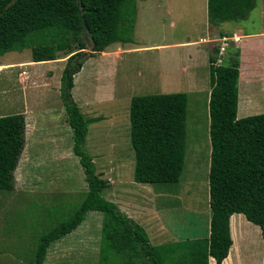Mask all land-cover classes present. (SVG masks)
I'll list each match as a JSON object with an SVG mask.
<instances>
[{
  "label": "rangeland",
  "instance_id": "obj_1",
  "mask_svg": "<svg viewBox=\"0 0 264 264\" xmlns=\"http://www.w3.org/2000/svg\"><path fill=\"white\" fill-rule=\"evenodd\" d=\"M205 8L203 0H135L134 45L111 43L86 58L72 75L69 90L82 117L95 119L87 124L83 148L97 176L106 182L101 196L123 213L132 214L136 204L151 206L156 220L157 211L175 209L173 219L167 212L163 221L183 238L201 230V235L207 233L203 225L208 216L210 143L205 55L214 57L217 65L230 58V49L235 48L228 40V46L219 52L220 37L231 35L234 24L209 23ZM236 26L246 33L264 30V0H254L253 8ZM202 33L201 45L207 54L196 52V46L188 43L198 41ZM68 53L58 51L56 62L25 66L19 64L30 61L28 47L0 56V116L20 113L24 122L12 188L0 190V264H33L39 236L68 218L86 192L61 99V73ZM191 54L199 64L189 77L183 68ZM7 60L14 62L7 64ZM108 72L110 77L105 76ZM76 78L86 95L80 102L73 95ZM168 92H184L188 97L182 172L176 183L135 182L128 138L129 99ZM96 131L103 134L97 148L87 143ZM129 205L132 209L127 211ZM101 220L100 212H86L71 232L48 245L42 264H97ZM162 260L161 264L178 261L166 256Z\"/></svg>",
  "mask_w": 264,
  "mask_h": 264
},
{
  "label": "trees",
  "instance_id": "obj_2",
  "mask_svg": "<svg viewBox=\"0 0 264 264\" xmlns=\"http://www.w3.org/2000/svg\"><path fill=\"white\" fill-rule=\"evenodd\" d=\"M253 5L254 0H206V20L211 24L230 21L236 26ZM135 14V0H0V56L28 47L31 61L42 62L60 58L58 51L69 52L61 73V99L72 132V153L78 158L86 183V192L72 214L39 236L33 264H42L48 245L71 232L88 211L102 214L97 264H161L165 256L177 257L178 261L171 264H207L208 256L219 264L231 244L228 217L234 212L257 225L264 238V112L236 117L237 48H231V57L217 65L214 57L208 56L206 235L151 245L139 224L101 196L106 182L97 176L83 148L87 124L95 119L82 117L69 90L72 75L86 58L111 43L132 42ZM82 27L91 47L85 59L72 62L87 49ZM187 99L184 92L130 97L128 138L133 153V181L164 184L179 180ZM23 129L20 113L0 116V190L12 188Z\"/></svg>",
  "mask_w": 264,
  "mask_h": 264
},
{
  "label": "crops",
  "instance_id": "obj_3",
  "mask_svg": "<svg viewBox=\"0 0 264 264\" xmlns=\"http://www.w3.org/2000/svg\"><path fill=\"white\" fill-rule=\"evenodd\" d=\"M205 3L206 0H203V4ZM233 27L234 28L233 31H231V35L227 34L228 36L226 35L225 37H228L230 40H232L233 45L238 49L239 73L237 78L236 117L240 118L264 112V30L246 33L241 32V29H239L238 26L234 25ZM203 37L204 35L202 33L201 38H199L198 41H189L188 43H192V45L196 46V52H203V54H207V51H205V49L203 48L204 45H201V43L205 39V37ZM123 43L134 45L133 43L135 42L132 41ZM186 43L187 42L180 44ZM185 46L190 45H182V47ZM15 51L16 50L7 51V53H15ZM188 58L190 61L186 65H184L183 71H186L188 76L192 77L195 75L194 68L197 63L199 64V60L197 58H194L193 54L188 55ZM205 58L208 71L209 61L206 55ZM29 60L30 61L22 62L19 65H31L34 62L31 61V58ZM56 60L53 61L56 62ZM191 60L194 61L192 62ZM49 61L51 60L42 62ZM11 62L14 61L7 60V64ZM81 71L83 72L84 69H82ZM105 76L110 77V73H106ZM81 88L82 86H80L78 78H76L75 86L73 88L74 93L73 91L72 93L75 96V99L79 100V102L80 100L82 101L84 96H86L82 94ZM75 90L77 91V93H75ZM89 102H91V100ZM94 104H96V102H94ZM102 135H97L96 131L94 135L88 138L89 142L87 143L89 145L95 144V148L99 147ZM134 206L136 207V209L133 208L134 211L132 214H130V212L124 214L134 220L143 228L151 245H159L162 243L174 242L184 239L183 237L177 236L176 233H174V235L170 223L167 222L166 224L172 229V232H170L169 227L163 221V215H165L167 212L170 214L169 219H173L172 217L176 213L175 209H173V211H169L168 209L166 211L156 210V220L154 215L152 214L153 211L151 209V206L142 205L141 203ZM127 208V211L132 209L131 205H129ZM207 215V220L203 225L206 231H208L209 207ZM177 227L175 228L178 230L179 227ZM228 228L231 244L227 250L226 256L221 260L219 264H264V238L261 237L258 226L247 221L242 213L234 212L231 213L228 217ZM201 231H198L189 239L202 237L203 235H201ZM207 264L216 263L212 257L208 256Z\"/></svg>",
  "mask_w": 264,
  "mask_h": 264
},
{
  "label": "water",
  "instance_id": "obj_4",
  "mask_svg": "<svg viewBox=\"0 0 264 264\" xmlns=\"http://www.w3.org/2000/svg\"><path fill=\"white\" fill-rule=\"evenodd\" d=\"M81 36H82L83 41L86 44L87 49L86 50H82L78 55H76L73 58L74 62L81 61V60L85 59V57H86V55L89 52V49L91 47V43H90L88 37L86 36L85 29L83 27L81 28Z\"/></svg>",
  "mask_w": 264,
  "mask_h": 264
},
{
  "label": "built area",
  "instance_id": "obj_5",
  "mask_svg": "<svg viewBox=\"0 0 264 264\" xmlns=\"http://www.w3.org/2000/svg\"><path fill=\"white\" fill-rule=\"evenodd\" d=\"M220 40H221V45L219 47V52H221L223 49H225L228 46L227 44H228L229 38L228 37H225V36H222L220 38Z\"/></svg>",
  "mask_w": 264,
  "mask_h": 264
},
{
  "label": "clouds",
  "instance_id": "obj_6",
  "mask_svg": "<svg viewBox=\"0 0 264 264\" xmlns=\"http://www.w3.org/2000/svg\"><path fill=\"white\" fill-rule=\"evenodd\" d=\"M221 37H222V36H221ZM221 37H220V38H221ZM229 40H230V39H229Z\"/></svg>",
  "mask_w": 264,
  "mask_h": 264
}]
</instances>
